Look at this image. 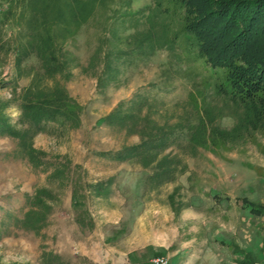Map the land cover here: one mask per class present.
<instances>
[{"label":"rangeland","instance_id":"obj_1","mask_svg":"<svg viewBox=\"0 0 264 264\" xmlns=\"http://www.w3.org/2000/svg\"><path fill=\"white\" fill-rule=\"evenodd\" d=\"M13 2L0 0L1 112L22 130L21 95L50 92L60 80L73 99L68 107H81L83 120L79 126L48 121L25 136L44 160L39 166L0 129V264H48L45 251L61 256L55 264H153L156 255L168 264H240L245 249L247 264H264V212L253 206L264 204V127H236L237 108L216 92L221 69L184 40L175 55L165 48L122 53L131 34L147 26L152 0H104L95 18L73 27L65 44L77 57L71 76L37 72L34 56L19 67L16 43L26 20ZM109 49L122 54L101 84L97 75ZM204 108L213 115L210 127L229 131L225 141L184 137L189 119H207ZM111 111L110 121H99ZM151 135L163 142L144 147L140 157L108 154ZM101 181L108 184L104 193L96 188ZM75 187L83 197L78 208ZM39 189L53 212L46 225L26 227L34 206L27 199L33 202Z\"/></svg>","mask_w":264,"mask_h":264},{"label":"trees","instance_id":"obj_2","mask_svg":"<svg viewBox=\"0 0 264 264\" xmlns=\"http://www.w3.org/2000/svg\"><path fill=\"white\" fill-rule=\"evenodd\" d=\"M152 1L144 15L147 26L131 34V44L122 53L141 56L165 48L175 55L176 46L184 40L186 45L197 49L198 55L208 65L221 69L216 92L237 108L236 127H242L245 123L250 124L254 130L264 127V0ZM13 3L22 5L19 15L21 18L25 16L26 20L23 27L26 32L16 43L19 67H22L23 61L34 56L40 67L37 72L71 76L70 62L77 57L65 47L66 39L72 33L73 27H82L90 18L96 17L99 8L106 7L104 0H14ZM113 19H117V16ZM136 20L139 18L136 17ZM122 53L112 49L106 51L103 56V71L97 75L99 83H105L116 71V58ZM71 99L60 80L56 81L55 88L50 92H24L17 104L21 109L23 129H14L10 124V117L1 112V109L0 129L11 133L25 145V136L31 130L45 129L48 121L79 126L83 120V109L69 108L67 102ZM10 102L7 101L6 105H10ZM204 109L207 119L200 114L195 121L189 119L185 124L184 137L189 142L225 141L229 131L212 123L210 127L209 122H212L213 115L208 108ZM114 113L116 112L111 111L100 117L99 121H110L116 115ZM167 135L174 139L177 132L168 131ZM151 136L140 143L110 151L108 154L118 160L143 155L144 147L161 140L156 141L157 137ZM25 146L28 148L24 149L29 160L35 166L44 162L32 145ZM59 171L57 169L55 174ZM157 172L161 171L157 169ZM107 186L106 181H101L96 188L104 193ZM78 190L75 187L73 193L77 208L83 204V197ZM43 192H46L45 189H39L34 194L33 202V197L27 199L34 206L26 212L23 220L26 227L36 228L48 223L54 207L42 196ZM253 206L260 214L264 212L260 208H264V204L253 203ZM83 212H86L85 209ZM83 220L77 217L78 222L83 223ZM91 224L92 220L89 219V225ZM47 254L51 256L48 258ZM45 257L48 264H55L54 260L61 259L60 255L47 251L44 252Z\"/></svg>","mask_w":264,"mask_h":264},{"label":"built area","instance_id":"obj_3","mask_svg":"<svg viewBox=\"0 0 264 264\" xmlns=\"http://www.w3.org/2000/svg\"><path fill=\"white\" fill-rule=\"evenodd\" d=\"M153 264H168V259L164 255H156L152 258Z\"/></svg>","mask_w":264,"mask_h":264},{"label":"crops","instance_id":"obj_4","mask_svg":"<svg viewBox=\"0 0 264 264\" xmlns=\"http://www.w3.org/2000/svg\"><path fill=\"white\" fill-rule=\"evenodd\" d=\"M226 243H227L226 246L228 247L229 242H226ZM230 244H232V243L230 242ZM244 252H246V255H244L242 258L239 259L240 264H247V263H249L251 261V257H250L249 251L245 249Z\"/></svg>","mask_w":264,"mask_h":264}]
</instances>
